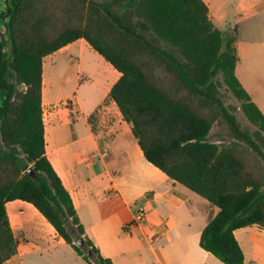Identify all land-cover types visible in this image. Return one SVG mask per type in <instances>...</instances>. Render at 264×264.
Listing matches in <instances>:
<instances>
[{
	"label": "trees",
	"instance_id": "trees-1",
	"mask_svg": "<svg viewBox=\"0 0 264 264\" xmlns=\"http://www.w3.org/2000/svg\"><path fill=\"white\" fill-rule=\"evenodd\" d=\"M56 2L6 0L0 12L9 45L7 53L0 38V264L17 252L5 208L14 200L31 204L86 264H111L45 154L43 58L79 39L120 74L108 97L145 160L214 210L199 247L243 264L234 231L264 228V114L235 74L236 31L216 29L202 0H71L73 22L59 19ZM221 89L240 103L243 123ZM219 119L230 145L208 141Z\"/></svg>",
	"mask_w": 264,
	"mask_h": 264
},
{
	"label": "crops",
	"instance_id": "crops-1",
	"mask_svg": "<svg viewBox=\"0 0 264 264\" xmlns=\"http://www.w3.org/2000/svg\"><path fill=\"white\" fill-rule=\"evenodd\" d=\"M202 1L216 29L236 31L235 74L264 114V43L238 46L242 32L264 25V0ZM84 51L93 50L79 39L43 58L41 108L46 157L85 234L111 264H222L199 247L210 212L207 202L145 160L131 125L108 97L120 74L103 61L98 79L86 75L80 80L85 78L80 63ZM71 57L78 61L76 66ZM73 98L78 116L67 105ZM19 202L5 204L8 217L17 223L12 232L21 236L16 254L3 264H31L23 259L31 255L45 264H86L31 204ZM138 206L145 208L146 218L126 233L124 226ZM234 236L243 264H264V228H239Z\"/></svg>",
	"mask_w": 264,
	"mask_h": 264
},
{
	"label": "rangeland",
	"instance_id": "rangeland-1",
	"mask_svg": "<svg viewBox=\"0 0 264 264\" xmlns=\"http://www.w3.org/2000/svg\"><path fill=\"white\" fill-rule=\"evenodd\" d=\"M5 1L6 0H0V12H2L5 9V6H6ZM57 1L58 2H56V6H57V10L60 13L59 19H60V16H62V21H65L67 19H69V22L75 21L76 20L75 19L76 14H77V6L75 4H73L71 2V0H57ZM244 27H248V26L244 25ZM0 38L3 39V43H4V45H6L5 51L8 53L9 52V45H7L8 38H7V34L5 33V22L3 21V19H0ZM262 43H264V25L260 24V25H257L251 33L248 29H247V31L242 32L240 34L238 46L240 48H242L245 44L260 45ZM241 53H242V50H241ZM80 59L79 60H80L81 66L83 68L82 70L85 74V78L82 76L80 78V80L86 79V75H88L87 77L89 78V80L98 79L96 77H99L101 75L102 70L100 68L101 67L100 65L104 60L94 51H91V52L84 51L82 54V57H80ZM70 62L72 65H75V66L78 63V61L74 57L70 58ZM45 64L47 66L49 65L48 60H46ZM254 69H255V66H254ZM262 71L264 73V69H262ZM70 74L71 73H68L67 75H70ZM58 76H59L58 73L55 74L54 80H57ZM75 80H76L75 77L72 78V80H71L72 81V86H71L72 89L75 86V83H76ZM220 92L223 94V101H224L225 105L228 106V108L236 115L237 119L243 123L245 120H244L243 114L240 110V103L237 100H235L228 93H224L223 89H221ZM71 100H74V98ZM71 100L69 102H67V105L69 104V106H70ZM1 102H2V97L0 94V105H1ZM208 141L215 143V144H218L219 146H226V145L232 144L233 139H232V136H231L226 124L223 123L219 119L212 126V128L209 132V135H208ZM19 204L22 206H24V205L26 206V204L24 202H19ZM23 211L26 213L25 209H23ZM212 212H214V210L210 211V213H212ZM14 219L15 218H13L12 215H10L8 217L10 227L11 226L14 227L17 225V223ZM28 224H29L30 228L28 227L27 230L29 231L31 229V227H33L34 225L32 222H30ZM31 234H32V232L29 231L28 236L32 237ZM14 236L18 239V238H20L21 234H16ZM23 259H24V261H27L28 259L30 261L32 260L31 264H45V263H43V261H39L41 259L37 258L34 255L26 256Z\"/></svg>",
	"mask_w": 264,
	"mask_h": 264
},
{
	"label": "built area",
	"instance_id": "built-area-1",
	"mask_svg": "<svg viewBox=\"0 0 264 264\" xmlns=\"http://www.w3.org/2000/svg\"><path fill=\"white\" fill-rule=\"evenodd\" d=\"M76 107H77L76 101L71 100L70 110L72 115L74 116H78L80 114ZM145 218H146L145 208L143 206H138L135 209L134 214L132 215L130 221L124 226V231L126 233H130L132 230L138 228L144 222Z\"/></svg>",
	"mask_w": 264,
	"mask_h": 264
},
{
	"label": "water",
	"instance_id": "water-1",
	"mask_svg": "<svg viewBox=\"0 0 264 264\" xmlns=\"http://www.w3.org/2000/svg\"><path fill=\"white\" fill-rule=\"evenodd\" d=\"M76 245L77 246H79V247H82L83 246V241H82V239H78L77 241H76ZM86 256H90V253L89 252H87L86 253Z\"/></svg>",
	"mask_w": 264,
	"mask_h": 264
}]
</instances>
